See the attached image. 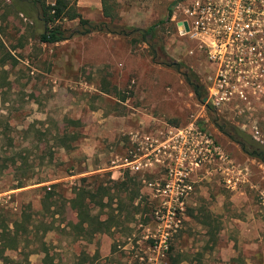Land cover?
Segmentation results:
<instances>
[{"label":"rangeland","instance_id":"374dc122","mask_svg":"<svg viewBox=\"0 0 264 264\" xmlns=\"http://www.w3.org/2000/svg\"><path fill=\"white\" fill-rule=\"evenodd\" d=\"M174 1L118 3L129 26L163 21L154 59L138 31L41 43V25L0 0V153L17 159L0 197L13 194V211L27 207L33 223L29 246L11 252L18 264H264V163L214 123L264 142V18L245 68L254 94L214 107L182 74L188 67L209 90L214 69L168 19ZM77 3L105 19L98 0ZM17 177L25 185L8 189ZM78 187L96 194L89 210L104 222L78 223Z\"/></svg>","mask_w":264,"mask_h":264},{"label":"trees","instance_id":"16d2710c","mask_svg":"<svg viewBox=\"0 0 264 264\" xmlns=\"http://www.w3.org/2000/svg\"><path fill=\"white\" fill-rule=\"evenodd\" d=\"M180 0H175L172 7ZM11 6L17 13H22L27 18L33 19L42 27L37 38L39 42L52 44L70 39L79 34L89 32H105L122 37H129L138 31L140 40L146 41L150 45V50L153 58L157 57L156 42L154 40L158 31V26L163 21H159L146 27H132L121 20L117 6L113 0H101L102 13L104 20L92 21L91 18L85 17L79 11L77 0H10ZM172 8L168 12V19H171ZM78 20V25L74 28L66 27L65 21ZM135 37H132L131 40ZM163 54L162 46H159ZM169 64V63H168ZM167 64V65H168ZM174 67L179 69L181 63H172ZM171 65V64H169ZM185 80L193 88L195 97L202 100L207 95V86L202 82L198 73L187 69L182 71ZM207 107L211 109L208 103ZM212 110V109H211ZM214 123L218 130L228 136L231 140L237 142L242 152L251 158H256L264 163V142L257 139L247 131L238 126L232 125L225 121H218L214 117ZM63 140V138H62ZM66 147V144H62ZM17 164V159L14 154H5L2 157L0 153V180L6 176V168ZM84 178V177H83ZM27 177H17L15 183L9 185L8 189L21 188L25 185ZM0 187V192L6 190ZM75 196L71 199V207L76 210L78 223L81 224L87 221L88 225H93L98 221L96 217L91 215L89 205L95 200L96 194L89 188H76ZM13 194H8V197H0V262L1 264H18V259L11 252L23 251L29 246L32 236V219L31 213L27 207H23L20 212L13 211L12 203ZM103 202V201H102ZM29 206V204H26ZM104 224V223H103Z\"/></svg>","mask_w":264,"mask_h":264},{"label":"built area","instance_id":"2783aa9c","mask_svg":"<svg viewBox=\"0 0 264 264\" xmlns=\"http://www.w3.org/2000/svg\"><path fill=\"white\" fill-rule=\"evenodd\" d=\"M171 16L178 33L192 41L213 66L206 97L214 107L233 95L246 99L254 94L248 89L245 68L254 63L258 51L264 0H180ZM162 237L158 247L165 250L167 232Z\"/></svg>","mask_w":264,"mask_h":264},{"label":"crops","instance_id":"0c3cea01","mask_svg":"<svg viewBox=\"0 0 264 264\" xmlns=\"http://www.w3.org/2000/svg\"><path fill=\"white\" fill-rule=\"evenodd\" d=\"M97 2V0H94ZM115 1L117 4L120 3V2H125V3H136L138 0H113ZM98 2L100 3V7H99V11L101 12L102 16H103V13H102V4H101V0H98ZM77 6H78V9L80 11V3H77ZM135 13L138 12V11H141L142 9L140 8V6H134L131 8ZM133 11H130V12H133ZM119 13V12H118ZM119 16L121 17L122 16V13L120 12L119 13ZM124 17V16H123ZM104 18V16H103ZM125 20L128 21V18L125 16Z\"/></svg>","mask_w":264,"mask_h":264},{"label":"water","instance_id":"95a60500","mask_svg":"<svg viewBox=\"0 0 264 264\" xmlns=\"http://www.w3.org/2000/svg\"><path fill=\"white\" fill-rule=\"evenodd\" d=\"M185 26H186V29H188V25H187V23H185ZM206 99H207V97L204 96V97H203V101H205Z\"/></svg>","mask_w":264,"mask_h":264},{"label":"flooded vegetation","instance_id":"af4514ba","mask_svg":"<svg viewBox=\"0 0 264 264\" xmlns=\"http://www.w3.org/2000/svg\"><path fill=\"white\" fill-rule=\"evenodd\" d=\"M263 75V73H261Z\"/></svg>","mask_w":264,"mask_h":264}]
</instances>
